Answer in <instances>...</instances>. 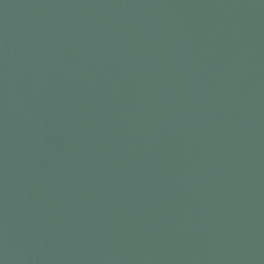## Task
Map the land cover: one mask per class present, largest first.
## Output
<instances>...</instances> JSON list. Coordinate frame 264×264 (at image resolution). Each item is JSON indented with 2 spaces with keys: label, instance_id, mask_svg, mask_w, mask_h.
<instances>
[{
  "label": "water",
  "instance_id": "95a60500",
  "mask_svg": "<svg viewBox=\"0 0 264 264\" xmlns=\"http://www.w3.org/2000/svg\"><path fill=\"white\" fill-rule=\"evenodd\" d=\"M0 264H264V0H0Z\"/></svg>",
  "mask_w": 264,
  "mask_h": 264
}]
</instances>
